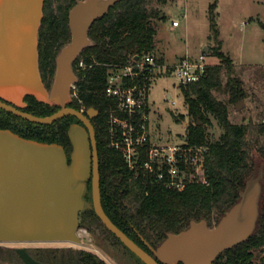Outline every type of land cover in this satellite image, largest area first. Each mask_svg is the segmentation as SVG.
<instances>
[{
	"label": "trees",
	"instance_id": "1",
	"mask_svg": "<svg viewBox=\"0 0 264 264\" xmlns=\"http://www.w3.org/2000/svg\"><path fill=\"white\" fill-rule=\"evenodd\" d=\"M169 0H120L97 19L88 36L94 42L79 55L92 67L82 77L76 72L77 96L71 106L97 108L100 112L96 125L99 158L100 195L102 207L110 220L126 235L139 244L142 237L152 247H157L167 233H178L190 221L205 219L214 226L224 212L239 198L245 182L255 170L253 153L264 158V123L258 125L236 124L229 118V106L247 97L244 72L253 66L238 68L222 52V41L217 26L216 2L210 6V37L216 41L213 55L218 64L206 67L205 75L198 81L181 85V91L191 122L186 126V143L205 147L203 168L207 184L192 182L179 192L154 181V176L143 168L131 170L120 151L110 145L108 115L113 100L105 93L109 65L125 64L135 54L155 52L156 27L154 19L160 18L161 9ZM76 0H45L44 16L38 34L39 68L44 78L53 76L55 57L69 41L68 11ZM163 62V59L160 58ZM25 112L37 116L54 113L56 107L25 97ZM208 114L218 122L222 133L215 141L208 139L206 124ZM184 120V115H180ZM178 120L177 117H175ZM75 117L64 116L50 125L22 119L0 109V128L40 142L63 145L70 156L72 147L68 128ZM88 187L90 185L88 184ZM259 218L252 235L244 242L221 253L212 264H264V255L254 251L264 245V178L260 198ZM79 228L87 231L99 229L105 238L127 249L110 232L93 209L79 214ZM128 250V249H127ZM36 260L54 264H108L97 253L72 247H43L27 250ZM2 251L0 255L2 256ZM4 257V256H3ZM6 264H25L16 249L5 255Z\"/></svg>",
	"mask_w": 264,
	"mask_h": 264
},
{
	"label": "water",
	"instance_id": "2",
	"mask_svg": "<svg viewBox=\"0 0 264 264\" xmlns=\"http://www.w3.org/2000/svg\"><path fill=\"white\" fill-rule=\"evenodd\" d=\"M119 1L77 0L71 7L70 40L55 58L53 81L47 88L38 51L45 0H0V109L38 124L50 125L64 116L82 123L73 122L68 128L72 147L69 158L61 144L27 139L0 128V242L81 244L79 214L93 209L104 226L143 264H212L221 253L254 232L260 213L264 161L214 226L205 219L192 220L180 232L167 233L157 247L144 240L153 256L117 227L102 207L94 129L83 112L70 106L71 88L79 81L73 62L85 48L94 45L88 36L93 23ZM27 96L59 109L47 116L25 112ZM241 104L236 103V108ZM16 253L25 264H54L34 259L23 247L16 248Z\"/></svg>",
	"mask_w": 264,
	"mask_h": 264
},
{
	"label": "rangeland",
	"instance_id": "3",
	"mask_svg": "<svg viewBox=\"0 0 264 264\" xmlns=\"http://www.w3.org/2000/svg\"><path fill=\"white\" fill-rule=\"evenodd\" d=\"M215 2L222 52L238 68L253 66L243 76L247 97L240 100L242 104L239 109L236 105L229 106L230 121L236 124L264 123V0H169L159 6L162 16L153 20L156 27L155 53L168 65L176 63L185 55L195 59L200 53L206 54L208 64H218L219 59L212 54L217 43L210 37L209 19L210 6ZM173 21H177L179 26L175 27ZM206 47L208 51L205 53ZM148 101L152 140L157 143H180L191 119L187 115L181 85L176 78L173 75L156 77L151 83ZM180 115H184V120ZM208 117L210 123L206 124V129L208 139L212 142L219 138L222 129L211 114ZM253 157L257 171L264 158L256 152ZM88 197L91 200V187ZM88 233L82 236L81 244L0 242V252L3 253L0 255V264H6L4 258L8 251L21 247L27 250L43 247L81 248L97 253L108 264H143L129 250L105 238L99 229L89 230ZM255 254L264 255V248L263 251L256 250Z\"/></svg>",
	"mask_w": 264,
	"mask_h": 264
},
{
	"label": "built area",
	"instance_id": "4",
	"mask_svg": "<svg viewBox=\"0 0 264 264\" xmlns=\"http://www.w3.org/2000/svg\"><path fill=\"white\" fill-rule=\"evenodd\" d=\"M173 25L178 22L173 21ZM207 65L204 53L195 59L185 55L168 65L148 51L132 55L125 64L109 65L107 70L105 93L113 100L108 115L110 145L121 152L131 170L143 168L154 176V181L179 192L192 182L208 183L202 166L205 147L189 145L185 139L178 144L152 140L150 86L160 75H173L180 85L198 81ZM91 67L83 57L74 61V72H81L82 77ZM77 83L72 86L73 98L77 96ZM79 234L89 233L79 228Z\"/></svg>",
	"mask_w": 264,
	"mask_h": 264
},
{
	"label": "flooded vegetation",
	"instance_id": "5",
	"mask_svg": "<svg viewBox=\"0 0 264 264\" xmlns=\"http://www.w3.org/2000/svg\"><path fill=\"white\" fill-rule=\"evenodd\" d=\"M77 1V0H76ZM76 3V2H75ZM74 3V4H75ZM73 4V5H74ZM111 8V7H110ZM71 9V8H70ZM69 9V10H70ZM68 15H69V11H68ZM68 21H69V19H68ZM68 27H69V25H68ZM69 31H70V29H69ZM71 36V35H70ZM70 40V39H69ZM56 58V57H55ZM73 67H74V62H73ZM40 69V68H39ZM73 70H74V68H73ZM40 73H41V71H40ZM54 73H55V69H54ZM54 73H53V76L51 77V78H49V79H42L43 80V82L45 83V85H46V87L47 88H50V86H51V84H52V81H53V77H54ZM41 77L42 78H44L43 77V75L41 74ZM71 94H72V88H71ZM71 106V105H70ZM72 107V106H71ZM59 108L58 107H56V110H58ZM79 111H81V112H83V114L85 115V117L87 118V120L91 123V125L93 126V129H94V133H95V139H96V125H97V120H98V117H99V114H100V112H99V110L97 109V108H95V107H93V106H90V107H83V108H81ZM74 122H78V123H80V124H82L79 120H77L76 118H75V120H74ZM96 146H97V140H96ZM97 153H98V151H97ZM99 159V158H98ZM100 176V175H99ZM88 184L90 185V187H91V180H89L88 181ZM90 187H88V192H87V199L90 201V198L88 197V194H89V191H90ZM140 239L142 240V244H139V243H137L136 241V243L143 249V250H145L147 253H149L151 256H153V253L150 251V249H149V247L145 244V241H144V239H142V237H140ZM133 240V239H132ZM134 241V240H133ZM147 242V241H146ZM148 243V242H147ZM149 244V243H148ZM150 245V244H149ZM151 246V245H150ZM263 248H264V245L261 247V251H263ZM258 250V249H257ZM256 251V250H255ZM255 251H254V253H255ZM134 255V254H133ZM135 256V255H134ZM161 264V263H160Z\"/></svg>",
	"mask_w": 264,
	"mask_h": 264
},
{
	"label": "crops",
	"instance_id": "6",
	"mask_svg": "<svg viewBox=\"0 0 264 264\" xmlns=\"http://www.w3.org/2000/svg\"><path fill=\"white\" fill-rule=\"evenodd\" d=\"M176 26H179V24H178V25H176ZM176 26H175V27H176ZM180 58H181V57H180ZM180 58H179V59H180ZM163 61H165V60H163ZM165 62H166V61H165Z\"/></svg>",
	"mask_w": 264,
	"mask_h": 264
}]
</instances>
